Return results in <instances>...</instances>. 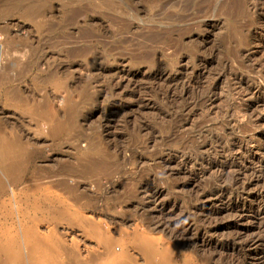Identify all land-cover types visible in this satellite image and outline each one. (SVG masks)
Instances as JSON below:
<instances>
[{
	"label": "rangeland",
	"instance_id": "rangeland-1",
	"mask_svg": "<svg viewBox=\"0 0 264 264\" xmlns=\"http://www.w3.org/2000/svg\"><path fill=\"white\" fill-rule=\"evenodd\" d=\"M263 34L264 0H0V264H264L230 241L264 225Z\"/></svg>",
	"mask_w": 264,
	"mask_h": 264
},
{
	"label": "bare ground",
	"instance_id": "bare-ground-1",
	"mask_svg": "<svg viewBox=\"0 0 264 264\" xmlns=\"http://www.w3.org/2000/svg\"><path fill=\"white\" fill-rule=\"evenodd\" d=\"M37 8V4H30V5H28L27 6V9H26V12L27 13H34L35 12V9ZM256 30V29H255ZM252 32H253V30H252ZM259 33H260V31H259ZM264 35V34H263ZM254 37V36H253ZM27 39V38H26ZM264 46V45H263ZM30 58V57H29ZM32 61V60H31ZM32 63V62H31ZM30 63V64H31ZM25 64V63H24ZM35 63L33 62V65H34ZM26 66H28L29 67V65H26ZM35 66V65H34ZM27 67V69H29ZM22 68V67H21ZM24 68H25V66H24ZM23 68V69H24ZM31 68H33V67H31ZM25 71H26V68L24 69ZM261 70H263V69H261ZM29 71H30V69H29ZM28 71V72H29ZM264 71V70H263ZM22 72H23V70L21 71H19V72H17L16 74H17V76H18V78L19 77H21L22 76ZM260 72V71H259ZM25 73L26 72H24V75H25ZM8 74V73H7ZM3 74V75H0V81H2V80H4V79H6V80H12L14 77H12V76H10V74ZM52 75V74H51ZM16 76V77H17ZM46 78V77H45ZM48 79V78H47ZM14 80V79H13ZM42 80V79H41ZM44 80V79H43ZM254 80V79H253ZM252 80V81H253ZM261 80H262V82H261ZM257 82H258V80H257ZM260 82L261 83H257V84H255V86H253L252 88H251V90H248V93L252 96V97H250V99L252 98V99H254V102H251V104H249L250 106L248 107V109H252V107H254V109L255 108H258V107H261L262 106V108L264 107V97H263V94H264V72H262V76H261V79H260ZM239 84H240V82H239ZM242 84V83H241ZM252 86V85H251ZM247 92V91H246ZM245 93V92H244ZM247 93V94H248ZM260 94H262V97L260 96ZM15 95L17 96V97H20V96H18L19 95V93L16 91L15 92ZM45 97V96H44ZM262 98V99H261ZM247 107V106H246ZM246 107H244V111H245V108ZM256 110V109H255ZM246 111H247V109H246ZM250 112V111H249ZM246 114H247V112H246ZM252 116V115H251ZM256 116H258V118H256L257 119V121H259V120H264V117L263 116H261V117H259L260 115H256ZM264 124V123H263ZM263 127V126H262ZM264 129V128H263ZM261 131H262V129H260ZM263 132V137H264V130L262 131ZM0 134H1V131H0ZM257 136V135H256ZM258 137H260V136H258ZM252 138H254V137H252ZM257 139V138H256ZM261 140H262V138H261ZM250 141H251V139H250ZM257 141V140H256ZM263 141V140H262ZM13 142H14V140H13ZM12 142V143H13ZM259 142V141H258ZM247 143V142H246ZM245 143V144H246ZM261 143V142H260ZM239 144V143H238ZM241 144V143H240ZM14 145H16V143H14ZM242 145V144H241ZM261 145V144H260ZM260 145H259V147H260ZM236 146H239V145H236ZM245 147H247V145L245 146ZM264 147V146H263ZM7 148V147H6ZM6 148H5V145L2 143V142H0V175H1V173H2V171H3V169H6L7 170V161H8V156H6L5 155V150H6ZM230 148V147H229ZM239 148V147H238ZM237 148V149H238ZM244 148V147H243ZM231 149H233V148H231ZM259 149V148H258ZM239 151L241 150V147L238 149ZM237 150V151H238ZM254 150V149H253ZM257 150V149H256ZM226 151H227V149H226ZM229 151V150H228ZM233 152V150H230V152ZM235 151H236V147H235ZM241 151H243V150H241ZM247 151V150H246ZM249 151V150H248ZM259 151V150H258ZM225 151H223V153H224ZM251 152V151H250ZM259 152H261V151H259ZM225 153H227V152H225ZM242 153V152H241ZM241 153H239V154H241ZM244 153V152H243ZM242 153V154H243ZM246 153V152H245ZM254 153V152H253ZM262 153V152H261ZM236 154V153H235ZM234 154V155H235ZM238 154V153H237ZM247 154H250V153H248L247 152ZM263 154V153H262ZM223 155H225V154H223ZM228 155V154H227ZM252 155V154H251ZM238 156V155H237ZM243 156H245V155H243ZM248 156V155H247ZM262 156H264V155H262ZM227 157V156H226ZM242 157V156H241ZM244 158V157H243ZM262 158V157H261ZM189 159V158H188ZM196 159V158H195ZM240 158H238V160H239ZM250 159H254V158H250ZM237 160V161H238ZM241 160H242V158H241ZM252 161V160H251ZM262 161V160H261ZM203 163V162H202ZM235 163V162H234ZM246 163V162H245ZM244 163V164H245ZM236 164V163H235ZM243 164V163H242ZM215 165V164H214ZM249 165V164H248ZM251 165V164H250ZM249 165V166H250ZM245 166H247L246 164H245ZM227 167H228V165H227ZM229 167H231V169H232V165L231 166H229ZM237 167V166H236ZM211 168V167H210ZM222 168V167H221ZM225 168V167H224ZM234 168V167H233ZM247 168V167H246ZM2 169V170H1ZM223 169V168H222ZM239 169H240V167H239ZM244 169V168H243ZM232 170H234L235 171V169H232ZM245 170V169H244ZM264 170V169H263ZM229 170H227V172H228ZM239 171V170H238ZM5 172V171H4ZM219 173V172H218ZM223 173V172H222ZM240 173V172H239ZM242 173V172H241ZM244 173V172H243ZM242 173V174H243ZM247 172H245L244 173V175L246 174ZM251 173H253V172H251ZM250 173V175L252 176V174ZM256 173V172H255ZM3 174V173H2ZM224 174V173H223ZM228 174V173H227ZM262 174V173H261ZM220 175H222V174H220ZM247 175V174H246ZM250 175H249V173H248V176H249V178H251L250 177ZM241 175H239V177H240ZM247 176V177H248ZM258 176L259 175H257V176H255V177H252L251 179H249V180H247L248 182H246V181H241L242 183L241 184H243V187H241V188H243V192H247V191H250V190H247L252 184H254V183H256V180L258 179ZM237 177V176H236ZM231 178V177H230ZM238 178V177H237ZM248 179V178H247ZM221 180H223V179H221ZM224 180H225V178H224ZM232 180H233V178H232ZM239 180H243V179H239ZM245 180V179H244ZM226 182V181H225ZM237 183V182H236ZM240 184V183H239ZM238 184V185H239ZM240 184V185H241ZM237 185V186H238ZM256 185V184H255ZM218 186V185H217ZM232 186V185H231ZM226 188H229V187H227L226 186ZM232 188V187H231ZM233 188H234V185H233ZM238 188V187H237ZM240 188V189H241ZM250 188H253V187H250ZM249 188V189H250ZM235 190V189H234ZM239 190V189H238ZM227 192H228V190H227ZM232 192V191H231ZM229 193V192H228ZM233 193V192H232ZM262 192H253L252 193V191L251 192H247V195L246 196H248V197H252L253 196V194H255V196L256 195H259V196H261L262 194H261ZM220 195H221V199L223 200V198H224V196H226V194L224 193V189L222 190H220V193H219ZM238 194L241 196L242 195V193L240 194V191H238ZM244 194V193H243ZM209 197V196H208ZM212 197V196H211ZM210 197V198H211ZM230 197V196H229ZM219 198V197H218ZM241 198V197H240ZM206 199V198H205ZM239 199V198H238ZM244 199V198H243ZM245 199H246V197H245ZM253 199V198H252ZM258 199V198H257ZM236 200V199H235ZM251 200V199H250ZM258 201V200H257ZM259 209V208H258ZM257 209V210H258ZM262 212V211H261ZM261 212L260 211H258V213H260V214H257V216H260L261 215ZM264 213V212H263ZM263 215V214H262ZM237 217H239V218H236V219H234L233 221L234 222H232L231 221V223L230 224H235V222H237L238 223V221H240L241 219H242V217L240 216V215H238ZM163 218H164V216H163ZM169 218V219H168ZM168 218H166V219H162L161 218V220L159 219L158 220V222L156 221V223L158 224L159 223V225L160 226H162L163 228H164V230L166 229H169L168 231L169 232H172L173 231V233H177V234H179V235H181L182 237H183V233H184V235H185V231L186 230H183V229H179L178 227L177 228H174V227H176L177 226V223L179 222L178 220H176V219H174V217H168ZM180 223V222H179ZM230 227V226H229ZM263 228L261 229V230H259V232H258V235L257 236H254V237H251V238H246V239H244V238H242L241 239V237H243V233L244 232H240V233H238L237 234V232H236V234L235 235H233L232 237H231V239H230V241H231V243H233L234 245L235 244H237V245H239L240 247H251L253 244L254 245H256V246H258V244L260 243V245L261 244H264V225L262 226ZM163 228H162V230H163ZM187 233V232H186ZM210 233V232H209ZM206 234V233H205ZM205 234L204 233H199V234H197V237L195 238V240L193 239H191L192 241H189V240H187V241H189V242H192V243H194L195 244V246L196 245H198L199 243H200V241H202V244L203 245H205V246H207V245H210V242L208 243V239H201V237H204L205 236ZM207 235V234H206ZM209 235V234H208ZM177 236V235H176ZM180 236V238L178 237V239H180V240H182L183 238ZM173 237H174V235H173ZM185 237H186V235H185ZM177 238V237H176ZM175 238V239H176ZM205 238V237H204ZM244 239V240H243ZM177 240V239H176ZM179 240V241H180ZM182 242V241H181ZM189 242L187 243V244H189ZM192 243H190L191 245H192ZM239 243V244H238ZM193 244V245H194ZM236 246V245H235ZM209 247V246H208ZM242 248H240V249H242ZM150 254V253H149ZM148 254V255H149ZM151 255H149L148 257H150ZM152 256H154V252H153V255ZM169 257L168 256H165V255H161V260L158 262L157 260V263L156 262H153V261H150V262H148V264H166L167 262H170L169 261V259H168ZM114 260H115V258H113ZM112 259V260H113ZM115 262H117V260H115ZM243 262V261H242ZM112 264H113V261L111 262ZM241 264V263H240Z\"/></svg>",
	"mask_w": 264,
	"mask_h": 264
}]
</instances>
